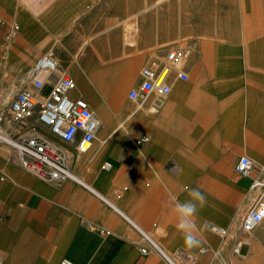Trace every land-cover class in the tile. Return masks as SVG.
Here are the masks:
<instances>
[{"label":"crops","instance_id":"obj_1","mask_svg":"<svg viewBox=\"0 0 264 264\" xmlns=\"http://www.w3.org/2000/svg\"><path fill=\"white\" fill-rule=\"evenodd\" d=\"M157 1L0 0V86L51 53L74 79L73 97L92 102L79 86L107 92L91 148L67 147L84 185L40 180L0 145V264H167L141 252L142 233L168 254L190 253V264H264V225L226 238L212 230L250 197L235 160L250 155L254 171L264 168V13L225 22L210 55L198 47L204 33L189 31V80L210 67L213 86H187L172 71L168 98L130 107L109 93L139 86L138 69L177 43L176 21L163 19L169 2ZM42 79L48 93L53 83Z\"/></svg>","mask_w":264,"mask_h":264},{"label":"built area","instance_id":"obj_2","mask_svg":"<svg viewBox=\"0 0 264 264\" xmlns=\"http://www.w3.org/2000/svg\"><path fill=\"white\" fill-rule=\"evenodd\" d=\"M131 32H129L130 34ZM189 53L184 48L171 47L166 54L154 59L140 70L142 82L128 93L131 101L137 102L149 95L166 97L172 92L169 77L172 71L181 81H188L185 62ZM45 74L53 83L48 93L44 92ZM58 75L56 80L54 76ZM76 89L74 79L59 71L53 54L42 56L27 72L11 81L0 94V145L8 146L10 158L25 172L44 181L60 184L70 180L83 184L72 170L67 147L78 153L87 152L102 128L90 103L81 97H73ZM145 138L141 139V142ZM105 167H109L106 164ZM254 162L242 155L234 170L244 178L251 177ZM252 202L241 221L239 233L250 234L264 222V177L259 175L252 184ZM212 230L226 238L229 229L213 226ZM143 238L149 248H142L143 254L158 252L167 264H190L193 256L179 250L174 255L163 251L145 233ZM242 242H237L238 252ZM60 264H74L62 260Z\"/></svg>","mask_w":264,"mask_h":264},{"label":"rangeland","instance_id":"obj_3","mask_svg":"<svg viewBox=\"0 0 264 264\" xmlns=\"http://www.w3.org/2000/svg\"><path fill=\"white\" fill-rule=\"evenodd\" d=\"M156 0H146V2H154ZM169 2L163 10V19L168 24L171 22L172 24L176 21L177 30H178V39L177 43H175L174 47L179 48H187L189 53V31L192 29L197 30L199 32L204 33V39L198 44V47L202 50L204 48V52L210 55L211 50H216V38L218 29L223 28L229 19L233 20L234 18H240L242 12H244L245 17L259 19L261 14L264 13V1L262 0H158L157 3ZM250 15V16H249ZM170 16V17H169ZM136 26L135 20L130 21L124 24V28L132 26ZM133 27V26H132ZM131 28H129L130 30ZM192 38V37H191ZM171 46V47H173ZM170 47V48H171ZM258 61L259 63H264V48L262 47V43H258ZM168 51V50H167ZM141 67L138 69V74L140 73ZM199 76L196 74L190 75V80L185 83L187 86H213V82L215 81L216 73L214 68H204V72ZM119 78H122L119 76ZM13 80L4 82L2 86H0V94L2 90ZM83 86H79V91L86 94V98L90 102L91 108L94 111L95 115L99 118L103 125L102 117L106 113L105 100L104 98L107 95L105 89H100L103 86H94L99 89L95 91L96 97L91 94L89 91L82 90ZM133 86H130L127 90V95L124 102L132 107L137 102L131 101L128 98V93ZM85 91V92H83ZM111 95V94H110ZM109 95V97H110ZM170 97V96H169ZM112 98V95H111ZM162 98H168L162 97ZM104 100V101H103ZM104 104V106H103ZM246 155V154H243ZM242 155H240L241 157ZM249 156L251 159L252 157ZM239 157V158H240ZM239 160V159H237ZM237 160L234 162V166L237 163ZM255 169V168H254ZM263 174L264 176V168H260L258 171H253L251 177L245 178L249 179L250 183L247 188V192L250 197L247 198L245 202V198L243 197L242 201L233 203V209L229 213H227V227L229 230H232L234 233L239 231L241 221L243 219L244 214L246 213L248 207L252 202V184L254 179ZM244 179V178H243ZM243 207V208H242ZM243 209V211H242ZM224 227V226H222ZM264 227V226H262ZM245 240H249V238L245 235L241 236V242Z\"/></svg>","mask_w":264,"mask_h":264},{"label":"bare ground","instance_id":"obj_4","mask_svg":"<svg viewBox=\"0 0 264 264\" xmlns=\"http://www.w3.org/2000/svg\"><path fill=\"white\" fill-rule=\"evenodd\" d=\"M127 90H128V87L127 88L125 87V88H122L120 90H115L113 92H110L109 94H111L112 95V98H114L115 100L116 99H118V100H125L126 95H127ZM111 95H110V97H111ZM261 178H263V177H261ZM242 211H243V209H242ZM261 224L264 225V222H262Z\"/></svg>","mask_w":264,"mask_h":264}]
</instances>
